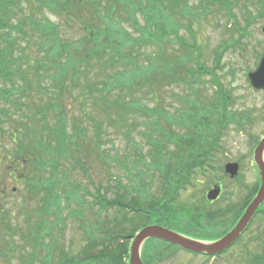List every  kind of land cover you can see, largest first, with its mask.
<instances>
[{
    "label": "trees",
    "instance_id": "16d2710c",
    "mask_svg": "<svg viewBox=\"0 0 264 264\" xmlns=\"http://www.w3.org/2000/svg\"><path fill=\"white\" fill-rule=\"evenodd\" d=\"M27 1L36 3L29 6L27 16L18 17L16 9L19 0H0V101L12 107L11 111L9 107L0 108V120L6 118L4 120L8 121L15 115H24V119L17 118L20 128L16 132L13 129L9 131L16 146L14 155L8 157L9 169L13 172L21 170L24 187L30 195L40 194L42 202L38 219L29 232L22 234L31 247L22 261L25 264H52L54 256L49 250L53 251L56 244L51 237L53 228L69 217L84 229V245L78 253H74L72 247L60 248L55 264H128L129 241L135 232L149 224L167 226L198 239L212 240L223 234L225 230H220L217 224L224 221L217 215L226 212L232 214V206L210 212L204 206L214 201L207 200L205 196L202 197V206L194 203L190 206L178 205L176 200L180 190L192 185V177L200 173L206 176L208 168L216 169L211 162L219 152L225 151V147L219 144L221 134L229 122L239 124L243 119L228 109L230 99L222 87L217 70L221 68L219 62L227 47L237 46L241 38L251 35L248 29L250 25L258 18H264V0H246L256 10L255 17L244 9L246 5L242 8L238 5L240 0H204L206 6L218 5L226 20V30L237 33L218 46L214 53V65L209 67L201 60V52L198 55L195 52L194 43L177 34L181 26L180 18L194 15L189 0H81L80 6H74L75 3L69 0ZM242 9L244 17H247L243 22L237 15ZM49 11L57 18H69L78 24L65 28L63 24L49 19ZM124 22L139 33L138 37L129 33ZM69 30L71 37L64 38L63 35L69 34ZM15 35L26 39L28 47L18 44V36ZM171 40L182 51L178 58L172 56L176 66L155 65L169 56L164 53V48L165 43ZM30 42L36 50V57L30 51ZM149 44L156 45L158 51L154 54L143 52L141 55L140 47ZM141 57H144V62H141ZM93 58L96 62H92ZM98 61L103 64L98 75L104 76L110 70L112 73L107 76L111 81L100 80L102 87L96 83L88 84L87 91L98 93L96 99L114 110L116 119L127 120L131 117L130 113L140 112L148 118L145 122L153 127V133L145 135L153 143V149L148 152L152 161H147L140 151L138 155L145 168L150 167L158 174L160 183L156 188L157 193L144 188L139 175L135 176L140 180L138 183L118 182L121 187H116L122 188V191L117 190L113 197H108L109 192L102 181L96 183L89 179L94 187V193L90 194L87 189L67 179L69 171L83 169L85 160H89L91 155L89 152L96 146L100 147V143L86 146V153L79 155L83 153L80 145L85 131H79L75 120L69 119L62 95H71V88L79 86L76 77L83 73V67L87 70L91 64L98 65ZM187 62H193L194 66L186 67ZM203 76H208V81L215 88L208 103L203 102L207 92L203 93L191 85L195 82L205 84ZM45 78L54 81L46 86L54 96L46 103L36 105L25 97L32 84L43 90L45 86L42 81ZM140 79H144L146 84L152 80L156 81V85L162 82L178 86L182 84L190 91L174 93L181 105L174 111L161 106L157 95L152 105L142 103L140 97L133 96L131 99L120 97L109 101L108 95L112 93L113 85L126 87L134 82L139 84ZM25 109L29 112L26 113ZM11 121L15 127V120ZM100 128V124H97L98 135ZM131 140L134 145L137 144ZM257 142L258 138L254 140L253 147ZM170 145H174V149ZM95 152L98 151L92 153ZM103 154L107 155L102 151V157ZM96 156L99 158L98 153ZM134 168H138V165L135 164ZM220 171L224 172L223 166ZM259 184L257 178L249 199L255 196ZM88 195L92 197L89 205L98 206L104 212L114 210L115 215L88 220L80 204L83 196ZM248 200H243L237 210H233L232 223L239 218ZM71 201H75L79 207H70ZM68 206L69 210L65 213ZM1 209L4 210L2 205L0 212ZM257 213L263 218L264 205ZM202 222L208 223L211 229L207 233L195 229ZM3 226L9 228L11 235L15 233L6 211L0 215V229ZM158 242L174 246L165 241ZM7 246L10 248V245ZM144 254L142 258L146 262Z\"/></svg>",
    "mask_w": 264,
    "mask_h": 264
},
{
    "label": "rangeland",
    "instance_id": "374dc122",
    "mask_svg": "<svg viewBox=\"0 0 264 264\" xmlns=\"http://www.w3.org/2000/svg\"><path fill=\"white\" fill-rule=\"evenodd\" d=\"M69 2H74V6H80L81 4H79L81 0H69ZM35 3L36 2L32 1L28 2L27 0H19L16 15L18 17L27 16L29 13V6ZM189 4L192 5L194 9V15L180 18L181 26L177 34L181 35L189 43H194L195 52L197 55L201 52V60L203 63L208 67L213 66L215 50L221 43H225L229 38L235 37L237 33L228 32L226 30V20L218 5L206 6L204 0H189ZM238 5L241 8L243 5H246L244 9H246L251 16H256V10L252 5L246 2V0H240V4ZM239 12L237 15L243 22L247 17H244L245 12L243 9L241 10L242 13ZM47 15L49 19L61 25L63 24L65 28L69 26L74 27L75 24H78L76 20L57 18L55 14L50 13V11L47 12ZM124 23V27L129 33L134 37H138L139 33L134 30L130 24ZM262 28H264L263 17L258 18L250 25L248 29L251 35H246L241 38V42L237 44V46L227 47L221 57V62H219L221 68L217 70V74L223 89L227 91L230 99L228 109L233 110V112L243 119L240 120L239 124L229 122L226 125L228 127L224 129L219 142L220 145L225 147V151L224 153L219 152L216 159L211 162L216 169L208 168L205 171L206 176H202L200 173L192 177V185L179 191L176 200L178 205L190 206L192 203L196 206L204 205L202 197L206 195L207 190H209L214 183L220 184L221 193L219 198L212 204L204 206L205 210H210V212H215L218 208L226 209L225 207H227V205L232 206L233 210H237L236 208H238L237 206L239 203H242L243 200H248L251 196L258 178V170L252 158L254 150L253 142L257 138L259 141L261 136L264 135V92L253 90L250 87L247 80V73L256 68V64L264 54V32ZM67 32H69V34L63 35L64 38L71 37L70 34L72 33L70 30ZM172 37L173 36L170 38L172 39ZM17 39L19 41L18 44L20 43L22 47H28L27 43L29 42L26 41V39H23L20 35ZM30 46L33 57H36L34 55L36 50L32 47L31 42ZM157 51L158 48L154 44L140 47L141 55L143 52L154 54ZM164 53L169 56H166L165 59L161 61H157L155 65H161V63H163L175 67V63L172 62V56L178 58L179 55H182V51L178 47V44L172 40L165 43ZM140 60L144 62L145 59L141 57ZM94 61L96 62V59L93 58L92 62ZM102 65L103 64L98 61V65L91 64L87 70L83 67V73L78 74L76 77L79 86L74 85L73 88H71V95L68 93H63L62 95L64 107L69 114V119L75 120L79 131H85V136L82 137L80 145L83 153L79 155H83L84 152L86 153V146H95L97 142L100 143V147L97 148L96 146L93 150H97L98 152H89L91 155L89 160H85L83 169L76 168L75 170L69 171L67 179L70 183L79 185L82 189H87L90 194L94 193V187L90 184L89 179L96 183L102 181L104 187L107 188L109 192L108 197H113L117 190L122 191V188L116 187L119 186L118 182L124 184L126 182L130 183V181H135L138 183L140 180L144 188L152 189L153 193H157L156 188L160 183L158 174L151 170L150 167L145 168L138 155L140 151V153L146 157L147 161H152L148 152L153 149V143L149 142V139L147 140L145 137V135H151L153 133V127L145 122L148 118L143 116L140 112H133L130 113L131 117H128L127 120L116 119V115L113 114L115 111L108 109L105 104H101V102L97 100L99 96L98 93L93 92V94H91L87 91L86 86L88 84L96 83L98 87H102L101 82H99L100 80L106 79L111 81L109 76H107L108 73H112L110 70L104 76L98 75V73L101 74L100 69ZM185 66L190 68L194 65L193 62H187ZM185 74L190 77L189 74ZM202 78L205 84H198L195 82L191 85L197 87V89L203 93L207 92L206 96H203V102L208 103L209 98L214 94L215 88L208 81V76H203ZM154 82L156 81L152 80L150 83L146 84L144 79H140L139 84L134 82L132 85L126 87L113 85V91L108 95L109 101L117 100V98L120 97L131 99L133 96L140 97L139 99L142 103L152 105L154 97L157 95V97L160 98L159 104L161 106L174 111L178 106H181L177 102V98L173 96L174 93L178 94L180 92L186 93L190 91V88L182 84L178 86L162 82L156 85ZM52 83H54V81L49 79L46 80L45 78V80L42 81V84L45 86L43 90L39 87H35L36 84H32V89L27 91L28 95L25 98L27 100L29 99L31 102L33 101L36 105L46 103L49 98L51 99L54 96V93H49L46 88V86ZM15 84H17V86L19 85V83ZM20 86L22 85L20 84ZM13 98L16 99L15 97ZM2 106L9 107V105H4L2 101H0V108H2ZM9 110L11 111L12 107H9ZM25 112L28 113L29 111L25 109ZM36 115L40 116L41 114L36 113ZM17 118L24 119V115H15L8 121L4 120L6 118H1L0 120V206L2 205L3 209L8 212L10 226L15 228V233L12 235L9 228L6 226L0 229V249H2L0 250V264H25L22 258H26L31 251V247L22 237V234L31 230L34 221L38 219V210L42 203L40 194L30 195L24 187L21 177L22 171L13 172L9 169L10 162L8 157L11 156V154L13 156L14 150H16V146L11 140L9 131L13 129V131L16 132V129L18 130L20 128ZM11 120H15L14 126L16 128L13 127V122ZM97 124L101 126L99 135L96 130ZM19 131L22 132L21 129ZM152 137L157 138L156 135H152ZM131 139L137 144L134 145ZM170 146L172 149L175 147L174 145ZM102 151L107 155L104 156L103 154L102 157ZM96 153H98L99 158L96 156ZM228 162L238 163V179H231L228 175H225L224 172L220 171L221 166ZM135 164L138 165L136 169L134 168ZM137 175H139L140 180L135 177ZM80 193H82V191ZM251 199L248 200V203ZM91 200L92 197L88 195L83 196L82 202H80L81 206L84 207V212L89 217L88 220L93 221L96 217L104 218V216L111 218L115 215L116 212L114 210L104 212L100 211L98 206L89 205ZM63 203H65V199H63ZM70 205V207H79V204H76L75 201H71ZM263 205L264 201L259 205L261 209ZM69 206L65 210V213L68 212ZM4 210L1 209L0 215L2 212H5ZM233 210L232 214L226 212L224 215L221 213L217 215L224 221L217 224L220 230H225L226 232V227L236 222L232 223L231 221V217L234 215ZM195 229L203 233H207L211 230L208 223L205 222L197 224ZM137 232H135V234ZM84 235V229L81 228L79 223L72 217L66 218L63 223L54 227L51 237L55 239V249H53V251L49 250L51 256H54L52 264H55V259L60 252V248L72 247L74 253H78L84 245ZM257 238L264 242V216L262 218L260 215L255 217L249 231L240 237V245L237 248L240 256L238 258L236 256L234 260L232 253L226 254V256L220 260L195 257L176 251L169 255L173 248H168L165 243L158 242L160 240L157 239H150L145 242L142 252L145 253V260L148 264H250L253 258L256 257V252L262 249L258 247ZM46 239L47 238H45V240ZM249 240H252L251 243ZM131 241L132 240L129 241V250ZM7 244L10 245V248H7ZM247 245H249L248 248L251 249L243 252L244 247ZM163 252L167 257H163ZM44 253L42 252L41 254Z\"/></svg>",
    "mask_w": 264,
    "mask_h": 264
},
{
    "label": "water",
    "instance_id": "95a60500",
    "mask_svg": "<svg viewBox=\"0 0 264 264\" xmlns=\"http://www.w3.org/2000/svg\"><path fill=\"white\" fill-rule=\"evenodd\" d=\"M262 31L264 32V28H262ZM247 78L250 86L254 90H261L264 92V54L260 57L257 67L253 71H249ZM253 161L258 169V175L260 176L259 189L252 201L247 205L244 213L238 219L236 225L229 232L216 241L205 242L186 237L158 224L148 225L140 229L131 241L130 251L128 253L129 264H144L140 252L142 245L149 238L161 239L190 251L207 252L208 254H216L227 249V247L240 236L241 232L245 229L246 225L259 208V205L264 201V135L260 138L253 151ZM224 166L225 172L230 178H234L235 175L238 174V163L229 162ZM220 193L221 186L219 184H214L213 187L207 191L206 198L209 201H214L218 198Z\"/></svg>",
    "mask_w": 264,
    "mask_h": 264
},
{
    "label": "flooded vegetation",
    "instance_id": "af4514ba",
    "mask_svg": "<svg viewBox=\"0 0 264 264\" xmlns=\"http://www.w3.org/2000/svg\"><path fill=\"white\" fill-rule=\"evenodd\" d=\"M245 210V208H244ZM244 210L242 211V213L244 212ZM241 213V215H242ZM237 222V221H236ZM236 222L233 224V225H228L226 228V232L221 234L218 238L222 237L224 234H226L228 231H230L236 224ZM252 226V222L249 223L246 228L244 229V231H242V233L240 234L239 237H237L238 239H236L232 244H230L227 249H225L224 251L220 252V253H217L215 255H211V254H208L207 252L206 253H198V252H193V251H190V250H187V249H184V248H181L179 246H172L170 248H173L172 252L169 253V255H171L172 253H175L176 252H183V253H186V254H189L191 256H195V257H205L206 259L209 258V259H213V260H220L222 259L223 257L226 256V254L228 253H232V256H233V260L234 258L237 256V258L240 256L239 252H238V246L240 245L239 241H240V237H242L246 232L249 231V229L251 228ZM172 229V228H170ZM174 230V229H172ZM196 239V238H194ZM217 239V238H216ZM214 239V240H216ZM197 240H202V241H214V240H206V239H197ZM252 240H249V242L251 243ZM257 243H258V247H260V251L256 252V257L253 258L252 262L250 264H264V242L261 241L260 239L257 238ZM263 242V243H261ZM239 243V244H238ZM243 244V243H242ZM166 245V244H165ZM168 248L169 246L166 245ZM249 245H247L246 247H244V250L243 252H246L247 250H250L251 248H248ZM166 248V247H165ZM142 257H143V252H142ZM163 257H167L166 254L163 252ZM142 261L144 264H148L146 262H144L143 258H142Z\"/></svg>",
    "mask_w": 264,
    "mask_h": 264
}]
</instances>
